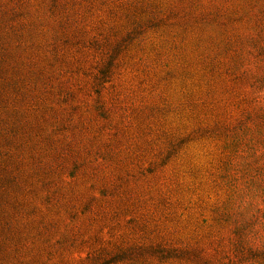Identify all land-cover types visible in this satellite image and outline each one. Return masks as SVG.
Returning a JSON list of instances; mask_svg holds the SVG:
<instances>
[{
    "label": "rangeland",
    "instance_id": "obj_1",
    "mask_svg": "<svg viewBox=\"0 0 264 264\" xmlns=\"http://www.w3.org/2000/svg\"><path fill=\"white\" fill-rule=\"evenodd\" d=\"M0 264H264V0H0Z\"/></svg>",
    "mask_w": 264,
    "mask_h": 264
}]
</instances>
